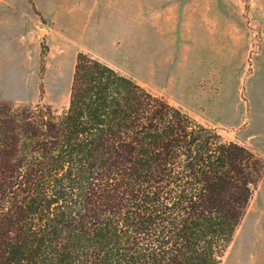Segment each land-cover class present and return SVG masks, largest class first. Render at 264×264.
<instances>
[{
	"label": "trees",
	"instance_id": "16d2710c",
	"mask_svg": "<svg viewBox=\"0 0 264 264\" xmlns=\"http://www.w3.org/2000/svg\"><path fill=\"white\" fill-rule=\"evenodd\" d=\"M41 100L0 99V264L222 263L262 155L84 51Z\"/></svg>",
	"mask_w": 264,
	"mask_h": 264
},
{
	"label": "rangeland",
	"instance_id": "374dc122",
	"mask_svg": "<svg viewBox=\"0 0 264 264\" xmlns=\"http://www.w3.org/2000/svg\"><path fill=\"white\" fill-rule=\"evenodd\" d=\"M44 2L51 16L66 21L77 55L84 51L109 63L226 140L264 157V0ZM50 27L51 38L43 41L47 52L43 72L41 54L39 94L13 102L42 99L61 114L69 106L72 75L70 68L67 74L56 73L61 31ZM201 38L205 43L199 46ZM47 68L48 81L43 80ZM235 259L237 264H264V178L221 264Z\"/></svg>",
	"mask_w": 264,
	"mask_h": 264
},
{
	"label": "crops",
	"instance_id": "0c3cea01",
	"mask_svg": "<svg viewBox=\"0 0 264 264\" xmlns=\"http://www.w3.org/2000/svg\"><path fill=\"white\" fill-rule=\"evenodd\" d=\"M51 24L61 31L54 62L62 67L56 73L67 74L70 68L73 79L79 49L71 43L76 39L65 30L63 17L51 16L44 0H0V99L24 102L39 94L42 44L51 38ZM201 40L199 46L205 43ZM50 73L47 68L43 80L48 81Z\"/></svg>",
	"mask_w": 264,
	"mask_h": 264
},
{
	"label": "bare ground",
	"instance_id": "6f19581e",
	"mask_svg": "<svg viewBox=\"0 0 264 264\" xmlns=\"http://www.w3.org/2000/svg\"><path fill=\"white\" fill-rule=\"evenodd\" d=\"M238 263V261L235 259V261H234V263L233 264H237Z\"/></svg>",
	"mask_w": 264,
	"mask_h": 264
}]
</instances>
